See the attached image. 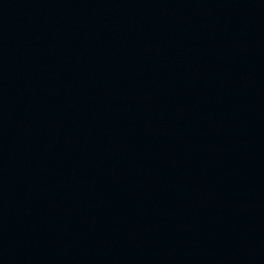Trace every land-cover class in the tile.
Wrapping results in <instances>:
<instances>
[{
    "label": "water",
    "instance_id": "1",
    "mask_svg": "<svg viewBox=\"0 0 264 264\" xmlns=\"http://www.w3.org/2000/svg\"><path fill=\"white\" fill-rule=\"evenodd\" d=\"M0 264H264V0H0Z\"/></svg>",
    "mask_w": 264,
    "mask_h": 264
}]
</instances>
